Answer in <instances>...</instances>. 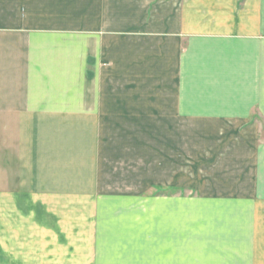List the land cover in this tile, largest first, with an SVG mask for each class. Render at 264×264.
<instances>
[{
    "label": "crops",
    "instance_id": "1",
    "mask_svg": "<svg viewBox=\"0 0 264 264\" xmlns=\"http://www.w3.org/2000/svg\"><path fill=\"white\" fill-rule=\"evenodd\" d=\"M263 221L264 0H0V264H264Z\"/></svg>",
    "mask_w": 264,
    "mask_h": 264
},
{
    "label": "rangeland",
    "instance_id": "2",
    "mask_svg": "<svg viewBox=\"0 0 264 264\" xmlns=\"http://www.w3.org/2000/svg\"><path fill=\"white\" fill-rule=\"evenodd\" d=\"M198 139H200V138H189V144L188 145H193V144H195L196 145V143H197V140ZM206 143V142H205ZM190 155V157L191 158H193L194 157V155H192V154H189ZM193 161H195V159H192ZM208 170H206V172H207ZM197 173H198V171H197V167H196V162H191L190 161V164H189V177H190V179H192V178H194L195 180H197ZM200 179V178H199ZM200 181V180H199ZM191 192H189V193H193V195H195V191H193V190H190ZM260 220V219H259ZM259 220H256V222L255 223H258V224H260V221ZM264 222V221H263Z\"/></svg>",
    "mask_w": 264,
    "mask_h": 264
}]
</instances>
